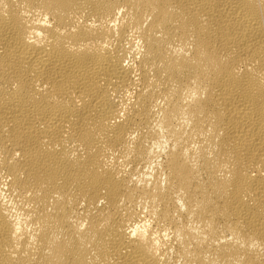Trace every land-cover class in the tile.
<instances>
[{
    "label": "bare ground",
    "instance_id": "bare-ground-1",
    "mask_svg": "<svg viewBox=\"0 0 264 264\" xmlns=\"http://www.w3.org/2000/svg\"><path fill=\"white\" fill-rule=\"evenodd\" d=\"M0 264H264V0H0Z\"/></svg>",
    "mask_w": 264,
    "mask_h": 264
}]
</instances>
